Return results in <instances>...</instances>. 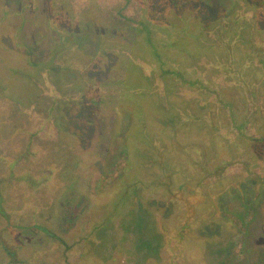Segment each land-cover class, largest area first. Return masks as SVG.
Masks as SVG:
<instances>
[{
  "label": "rangeland",
  "instance_id": "1",
  "mask_svg": "<svg viewBox=\"0 0 264 264\" xmlns=\"http://www.w3.org/2000/svg\"><path fill=\"white\" fill-rule=\"evenodd\" d=\"M35 1L0 0V24L11 25L1 38L6 51L0 46V83L10 86L11 98L0 101L1 202L8 217L0 215V243L15 249L25 259L34 254L38 264H173L179 254L180 264L225 261L227 264H264V184L258 197L244 182L241 190L230 186L231 180L226 181L225 175L222 180L203 179L206 173H212L220 168L222 161L232 157L227 155V141L211 135L217 131L211 130L203 120L204 113L212 110L196 106L190 113L180 102L182 98L176 97L170 101L179 111L172 115L166 106H161L157 96L151 102L144 94L155 90L154 80L143 79L141 68L128 66L111 51L100 54L96 28L88 29L94 32L84 30L70 35L66 48L74 45L84 64L93 63L87 75L99 78V82L114 84L119 87L117 93L125 85L131 90L138 89L139 94L135 99H130L126 92H122L121 99L107 97L114 106L109 100L103 105L91 106L81 99L76 104L79 108L66 110L69 120L53 117L51 127V121L41 115L45 111L55 112V106L43 107L42 94L46 87L41 72L46 70L49 80L58 78L64 92L67 89L62 82L72 85L79 73L59 65L52 67V60L46 55L61 47L57 41L60 36L53 29L44 28V9L40 5L43 0ZM130 2L132 13H148L157 23L172 24L180 32V36H173L171 28L163 29L169 37L176 38L172 43L174 48L182 49L175 56L169 45H165L169 59L183 62L176 69L179 76L194 74L195 67L208 63L209 55L215 59L216 49L222 45L218 36L224 31L236 39L235 31L243 24L260 30L264 27V0ZM75 4L83 6V0H76ZM168 4L176 6L168 9ZM100 5L104 12L101 17L111 18L108 2L100 1ZM6 12L12 16L7 21L4 20ZM91 13L87 10L85 15ZM20 22L26 23L21 33L31 34L21 35L23 48L31 49L32 53L27 62L16 60L17 53L13 50H17L12 39L13 26ZM127 25L113 28L110 35H114V44L128 43V62L132 59L149 62L152 55H148V48L140 42L141 30L136 24ZM0 29L3 31L4 27L1 25ZM110 31L106 30L107 36ZM165 34L158 37L166 39ZM241 36L247 37L245 31ZM107 43L110 47L111 42ZM242 47L245 52L246 44ZM236 48L240 50L241 46ZM221 60L227 63L226 56ZM160 69L156 67L157 71ZM257 75L258 80L263 77L261 72ZM49 97L48 103L55 105L56 96L50 93ZM263 116L264 109L259 108L254 121L261 135H264ZM221 124L225 127L224 121ZM243 141L237 142L247 151L241 159L264 155V145ZM35 170L39 171L38 176ZM46 180L47 185L38 188ZM62 181L70 185L61 187ZM31 182L36 186L30 190H41L42 199H36L34 204L26 200V184ZM45 189L56 194L49 201L45 199ZM39 203L45 206L40 215L43 217H37L36 223L51 234L32 229L37 225L36 220L26 216ZM18 224L26 225L27 230H6L8 225ZM52 234L57 239L51 238ZM3 256L0 248V259Z\"/></svg>",
  "mask_w": 264,
  "mask_h": 264
},
{
  "label": "trees",
  "instance_id": "2",
  "mask_svg": "<svg viewBox=\"0 0 264 264\" xmlns=\"http://www.w3.org/2000/svg\"><path fill=\"white\" fill-rule=\"evenodd\" d=\"M94 1L95 0H83V6L79 7H77L75 4L76 0H43L40 3V5L43 6L42 8L44 9V11H42L44 13L42 16L44 28L48 30L53 29V31H56L57 35L60 36V39L57 38V41H59L61 47L57 48L58 51L51 50L46 55L47 58L52 60V67L59 65L62 67V69L71 68V70L79 73L77 81H74L72 85L62 82V85L67 89L66 92H64L61 84L58 81V78H51V80H49L48 76L46 75V70L41 72L43 73V79L45 80L44 85L46 87L44 93L42 94V96H44L45 98L43 102L44 105H42L44 108L45 106H55V112L53 114H47L46 111L44 113H41V115H44L45 120L51 121L53 117L54 120L55 118L61 119L62 117L63 119H68L66 110L70 108L75 109V107L77 106L79 108L80 106L76 104H80L81 99L85 100L86 104H90L91 106H95L97 104L98 106L99 104L103 105L106 100H109L107 97L121 99L122 92L130 94L129 97H132L130 99H135V97L139 94L138 89L131 90L125 85H123L124 89L117 93L119 91V87L116 88L114 84H108V82H99V78L97 79L95 77L87 75L86 71L93 63L86 62L84 64V59L75 51L74 45L73 48H66V46H69L70 43V35L78 33L79 31H88V29H91V27L96 28L97 30L95 31H98L97 35L99 44L101 45L100 54L103 53V51H108L109 53L111 51L112 54H115V56H117L118 58L120 57L123 61L127 62L129 64L128 66L134 65L137 66L138 69L141 68L139 71L143 79L146 78L154 80L155 90H152L150 92L147 91L144 94L151 102H153V96H157L162 102L161 106H166L167 110L172 115H177L179 111L178 106L170 101V99L176 97L182 98L183 101L180 102L184 104V107L188 112H190L191 109H195L196 106H201L202 108H210V110H212V113H204L203 120L207 121V124H209L211 130L215 129V131H217L216 134L210 132L211 135H214L215 137L219 135L221 137V140L224 139V142L227 141L226 148L229 149L227 155H231L232 157L226 158V160L222 161V163H220V168L217 167L212 171L213 174L211 172L206 173L203 179L209 180L212 178H219L220 180H222V178L226 176L224 178L226 181L227 179L231 180L230 186H235L237 190H241L243 187L241 183L244 182L247 184V186L245 187H251V189L254 190V192L257 193L256 195H258L259 197L260 189L264 184V155H260L261 158H255L259 162L253 159V157L245 156L243 159H241L243 155H247V151L244 150L243 146L237 144V142L240 140H244L243 142H246L247 144L254 143L264 145V135H261L259 133L257 129L258 123L255 124L254 121L256 120L255 114L257 111H259V108L261 109V111H263L264 109V64L262 62V59L264 58V27L260 30V28L258 27L251 26V28L250 26L248 27L243 24L240 29H237L235 31L237 36L236 39H233L229 31H224L225 33L223 32L218 36V42H221L222 45L219 44V50L216 49V52L218 53L215 55V59H212L208 54L209 61L206 65H202L197 68L195 67L194 74H191L190 72L188 74L189 77H186V75L179 76L176 69L180 65H182L183 62L179 63L177 61H172L171 59H169V50L166 49L165 45H169L170 49L174 51L175 56L177 53L182 52V49H175L174 44L172 45V43H174V39L176 38L169 37L167 34H165L166 32H163V29L166 28L168 30V28H171L174 31V33L172 34L173 36H180V32L176 31L172 24L169 25L165 22L157 23L148 15V13H146L145 15H141V13L138 11H134L135 13H132L131 11L133 9L130 7V4H132L130 0H99L95 5H92L94 4ZM100 1L108 2L111 18L109 17L104 19L103 17H101L102 15L104 16V12L101 10L102 8L100 5ZM158 2L159 0H155V3ZM150 3H152V0H144V4ZM175 6L176 4H168L167 7H169L168 9H173ZM87 10H91L92 13L86 16L85 12ZM122 11H125V13L123 14ZM6 14L7 16L4 19L5 21H7V18H12L11 14L9 15V12H6ZM129 22L133 25L136 24V26L141 30L142 35L140 38V42L144 47L148 48V55H152L149 62L144 61V59H139L138 62L132 59L131 62H128L127 57L129 55H127V52L128 50H130L128 43L126 41H122L119 46L114 44V35H110L113 28L116 26L119 28L122 26L126 27L128 26L127 24ZM5 23L0 24V26L2 25V27H4L3 31L0 29V46L2 48V51H6V49L3 47V45H1V38L4 36L5 31H7L6 28H9L8 25L11 27L10 24L7 25V23ZM17 24L16 26H13L14 37L12 38L15 45H17V50L13 49L15 50L14 53H17L15 59L21 61L24 60V62H27L28 56H30L32 53L31 49L25 50V48H23L25 45L22 42L23 37H21V35L24 34L21 32L23 31L26 23L20 22ZM106 30H111L108 33L110 36H107ZM91 31L92 30L88 32ZM244 31L247 35L245 39H243V36H241ZM161 33L162 37L165 34L166 39L158 37V35H161ZM24 35L31 34H28L27 31H25ZM194 35L195 34H190L191 37H196ZM107 42H111L110 47L108 46L109 43ZM243 43L246 44L245 52L242 50ZM238 45L241 46L240 50L243 51V53L240 50H237L236 46ZM157 48L159 49L158 52ZM209 49L210 48L207 44V50ZM154 50H156L155 55L153 53ZM123 54L124 56H122ZM224 56L227 57V60H225L227 63H224L221 60V57L224 58ZM241 58H243L242 62H240ZM137 67L135 68L137 69ZM156 67L159 69L161 68V71H157ZM247 72L249 74H247ZM258 72H261V76H263L260 80L257 79L258 75L255 76ZM247 76L249 77V79H246ZM55 81L58 82V86L55 85ZM3 83H0L2 87V89H0V101H2V103L10 101L11 99L9 98L8 91L10 86H8V84L6 83ZM193 89L195 90V92L193 91ZM186 91L189 92L185 93ZM199 91H201L202 93L200 94ZM50 93L56 96L57 101L55 105L51 102L48 103L49 99H51L49 97ZM157 97L155 98L157 99ZM109 101L111 104H113L111 100ZM57 102L59 103L57 104ZM192 102H194V106L191 104ZM136 104L141 106L138 101ZM153 110L154 112L156 111L155 109ZM47 115H51L52 117H48ZM212 120H214V123L212 122ZM52 121L51 127L53 128L54 124ZM223 121L225 123V127H223L221 124V122ZM61 149L64 153L63 146L61 147ZM262 151L264 152V148ZM227 155L225 157H227ZM238 156L241 157L239 158ZM38 170L40 171L41 167ZM38 170H35L37 176V172H39ZM228 176L231 178H228ZM48 180H46V183H44L42 186L38 185L39 187H37L41 188L44 185L46 186L47 182H49ZM31 183L32 184H26L28 190L26 200L28 202L31 201V204H34L36 199H42L40 198L41 190H39L38 188V192L35 191V189L30 190V188H34V186H36L33 184V182ZM66 185H70L69 182H61V187H65ZM56 191L58 192V190ZM46 192L47 193L45 194V199L47 201H49V199H52V197L56 195L49 189H47ZM124 194L122 195L123 199L125 197ZM2 195L3 193L0 184V215L8 219L7 213L5 211L6 208L2 206ZM44 206V203H39L38 208H36V210H34L31 214H29V211L26 212V216H33V219L36 220V223L39 219L37 217L42 215L41 211ZM7 228L6 230L13 231L27 230V226L24 224L8 225ZM32 229H36L41 232L49 231L46 230V228H43L39 223ZM4 233H6V231ZM52 235H54V237L51 238L57 239L55 237V234ZM244 236L245 233L243 235V238L245 239ZM62 244L63 247H67L64 242H62ZM0 248L4 251V256L0 259V264H38L37 261L39 260L34 257V254L30 258L25 259L20 257L18 252L15 249L9 248V246L4 247L0 243ZM173 260V264H180L182 262L181 255L179 254L178 258ZM221 264H227V262H221Z\"/></svg>",
  "mask_w": 264,
  "mask_h": 264
}]
</instances>
